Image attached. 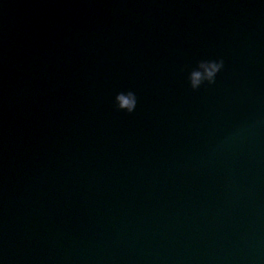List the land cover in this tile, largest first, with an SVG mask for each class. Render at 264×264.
I'll list each match as a JSON object with an SVG mask.
<instances>
[{"label":"water","instance_id":"1","mask_svg":"<svg viewBox=\"0 0 264 264\" xmlns=\"http://www.w3.org/2000/svg\"><path fill=\"white\" fill-rule=\"evenodd\" d=\"M0 264H264V0H0Z\"/></svg>","mask_w":264,"mask_h":264},{"label":"clouds","instance_id":"2","mask_svg":"<svg viewBox=\"0 0 264 264\" xmlns=\"http://www.w3.org/2000/svg\"><path fill=\"white\" fill-rule=\"evenodd\" d=\"M223 67V59L199 61L188 77L191 89L198 90L205 83L214 84L217 74L222 71ZM115 104L118 110L132 113L137 106V97L133 91L120 92L115 96Z\"/></svg>","mask_w":264,"mask_h":264}]
</instances>
